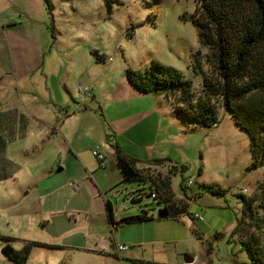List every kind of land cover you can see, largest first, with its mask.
<instances>
[{
  "label": "rangeland",
  "instance_id": "obj_1",
  "mask_svg": "<svg viewBox=\"0 0 264 264\" xmlns=\"http://www.w3.org/2000/svg\"><path fill=\"white\" fill-rule=\"evenodd\" d=\"M43 1L48 31L53 27L57 38L48 32L46 54L52 58L51 67H45L46 76L0 84L5 91L0 94V106L8 103L25 115H33L29 111L43 115V106L52 99L60 107L54 126L60 133L49 141L56 130L33 119L23 123L13 112L0 115V178H4L0 234L23 236L29 227L37 236L39 221L50 235L59 223L80 230L78 240L84 244L93 235L82 229L92 220V231L102 234L105 228L108 243L112 233L116 248L128 247L118 262L108 260L109 264H128V260L185 264V256L192 257L193 264H250L248 254L241 252L242 244L250 242L255 250L264 251L260 208L264 166L251 169L248 134L218 99L210 101L218 111L219 125L208 130L184 120L173 99L140 93L127 79V71L145 74L158 63L192 82L195 100L203 98L204 77L214 79L216 72L211 52L201 44L194 25L198 0ZM80 86L92 88L94 98L81 101ZM61 107L75 114L68 123ZM25 136L11 145L5 141ZM106 143L112 150L111 144H118L142 162L165 161L153 168L137 166L143 177H154L158 184L171 177V203L187 213L175 220H159L164 203L146 198L149 186L144 190L146 185L140 182H123L115 157L106 148L107 153L99 149ZM67 147L74 148L77 157ZM94 151L105 156L106 170L99 169ZM188 181L194 183L187 188ZM93 185L100 191L98 196ZM50 187L58 192L38 197L41 188ZM205 187L219 189L223 195L208 193ZM241 196L255 212H244ZM108 204L115 226L104 224ZM144 213L154 216L155 222L118 224ZM195 215L202 221H195ZM95 220L99 227L93 225ZM15 244L14 249L21 248ZM3 245L0 242V264H8Z\"/></svg>",
  "mask_w": 264,
  "mask_h": 264
},
{
  "label": "trees",
  "instance_id": "obj_2",
  "mask_svg": "<svg viewBox=\"0 0 264 264\" xmlns=\"http://www.w3.org/2000/svg\"><path fill=\"white\" fill-rule=\"evenodd\" d=\"M194 25L201 44L211 52L210 61L216 72L214 79L204 77L203 98L195 100L192 82L185 80L177 71L166 69L158 63H153L145 74L127 71V79L140 93L173 99V107L184 120L208 130L219 125L218 111L210 100H220L224 109L232 115L235 124L248 134L253 159L251 169L257 170L264 166V0H198ZM50 30L53 31V27ZM52 37L55 39L54 33ZM195 70L197 73V69ZM112 146L123 182H140L146 185L144 190L149 186L148 198L164 203L168 219L175 220L187 213L186 208H177L171 203V177H165L159 184L154 177H143L137 164L148 161L132 160L118 144ZM151 162L159 166L165 161L148 163ZM175 169L173 167L169 171ZM205 189L213 195L221 194L219 189ZM261 192L260 208L264 211V189ZM153 195L155 198H152ZM240 198L246 208L244 212L248 209L255 212L246 197ZM107 212L110 225L115 226L113 210L109 204ZM151 221L153 218L144 213L126 218L118 224L138 225ZM0 242L4 243L2 253L12 264H27L34 247L54 248L31 243L22 252H18L11 246L14 239L0 235ZM229 242L232 243L231 240ZM241 252L248 254L250 264H264V251L257 248L255 250L250 242L242 244ZM127 262L160 264L145 260Z\"/></svg>",
  "mask_w": 264,
  "mask_h": 264
},
{
  "label": "crops",
  "instance_id": "obj_3",
  "mask_svg": "<svg viewBox=\"0 0 264 264\" xmlns=\"http://www.w3.org/2000/svg\"><path fill=\"white\" fill-rule=\"evenodd\" d=\"M46 1V0H45ZM47 2V1H46ZM45 3L43 0H0V84L6 85L7 81H11L10 84H20L21 81H25L29 78H33L37 75H45V67H51L52 58L47 55L46 51V43L48 39V32L55 33L56 30L53 28V31H48V21L45 12ZM57 38L55 37V40ZM5 93L4 89H0V94ZM36 99V98H34ZM53 100L50 99V102H47V106H43L45 112L43 115H39L36 112H31L33 115H25L24 110L20 108H14L11 105L9 106L8 103H4L0 106V115H5L6 113H15V115L24 122L26 120L32 121H39L42 125L46 128H51L52 130H56L55 134L52 135V138L49 140L51 141L54 139V136H57L60 131H58L54 126L57 124V121L60 119L59 115L56 113L58 112L57 109H60L59 105H55ZM36 103V102H34ZM7 106L9 108H7ZM56 107V109H54ZM62 111L65 114L66 123L72 120L75 117V114H70L69 107H61ZM87 111V108H86ZM85 111V112H86ZM61 121V120H60ZM29 126V123H28ZM64 127L62 124L60 126ZM32 129V123H31ZM30 130V128H29ZM46 135V134H45ZM25 137H20L15 139V141H8L5 139L6 143L9 142L11 145L12 143H16L19 140L25 139ZM112 145V144H111ZM104 147L99 148L101 151L106 152V149L109 150L112 156L115 157V164H116V152L113 149H110L109 145L106 143L103 145ZM113 147V146H112ZM106 148V149H105ZM67 150L72 154V156L78 155L75 152L74 148L70 149L67 147ZM125 153V152H124ZM126 154V153H125ZM132 160L140 161L136 158H133L129 154H126ZM77 157V156H76ZM155 161V160H150ZM148 161V162H150ZM143 162V165L146 168H153L156 165L151 163ZM97 165L99 167L98 161ZM138 165V164H137ZM86 170L91 172L90 167L85 164ZM89 168V170H88ZM108 168V165H107ZM100 169V170H106ZM137 169H141L137 166ZM63 171V170H61ZM119 171V169H118ZM93 172V170H92ZM120 172V171H119ZM94 173V172H93ZM121 174V173H120ZM12 176H8V179H11ZM4 178H0V184H2V180ZM96 187V188H95ZM74 188V187H73ZM97 190V196L100 194V191L97 186L93 187ZM55 188H48L43 190L40 189V193L38 197H44L43 195H51L58 190H54ZM75 189V188H74ZM76 190V189H75ZM77 191V190H76ZM80 191V190H78ZM27 195H30L28 193ZM80 196L76 195V198L79 199ZM74 198V197H73ZM147 199L148 196H146ZM139 199V197H137ZM40 200V199H39ZM38 201V199L36 200ZM135 201V200H134ZM23 209L25 210V203H22ZM89 214L88 212H85ZM148 217L153 218V221L143 224H150L155 222V217L150 216L146 213ZM107 216V214H106ZM92 217V212L90 210L89 218ZM126 219V218H124ZM115 220V219H114ZM160 220V219H159ZM173 220V219H167ZM33 221V220H32ZM162 221V220H161ZM23 222H26L24 219ZM37 227V236L30 233V228H27L28 232H25L23 236H5L0 234L4 237H9L15 240L11 244L14 247V244L20 243L21 248H15L19 250L18 252H22L27 244L31 243H40L43 245L51 246L54 248H44V247H34L30 252V256L28 259L27 264H109L108 260H114L118 262L120 256L122 255L117 254L116 246L117 239L111 233L110 243L107 242V232L105 228L103 229L102 234L96 233L95 230L92 231V226L90 220L88 226L83 228L82 230H88L89 233L93 235V237H89L85 240V243L82 244L79 242V231L74 229V226L65 225L62 227L59 223L53 225L54 228L51 231V234H47L46 230L47 227L40 225L39 221H36ZM93 225H97V221H93ZM33 225L34 223L31 222ZM105 225L109 226V219L106 217V221L104 222ZM142 224V225H143ZM65 227H68L66 230ZM97 227H99L97 225ZM40 228V230H39ZM102 228V227H100ZM66 231L63 233V231ZM115 232L117 228L115 227ZM40 234V236L38 235ZM46 236V238H44ZM70 238V239H69ZM15 244V245H16ZM3 247V246H2ZM16 250V251H17ZM5 256V255H4ZM119 258V259H117ZM9 261V260H8ZM8 264H12L10 261Z\"/></svg>",
  "mask_w": 264,
  "mask_h": 264
},
{
  "label": "built area",
  "instance_id": "obj_4",
  "mask_svg": "<svg viewBox=\"0 0 264 264\" xmlns=\"http://www.w3.org/2000/svg\"><path fill=\"white\" fill-rule=\"evenodd\" d=\"M77 96L79 97V99L81 101H84L86 99H93L94 98V94H93V89L92 88H88V87H82L80 86L77 89ZM94 157L96 158V160L98 161L99 164V168L100 169H105L107 168V163H106V158L105 156L100 153L99 151H94L93 153ZM194 181H188L186 183V187H191L193 185ZM75 189H78V187L76 186V184L72 185ZM152 198H155V196L153 195ZM195 221H202V218L199 216L195 215ZM128 251V247H124V246H118L116 248V252L117 254L123 253V252H127Z\"/></svg>",
  "mask_w": 264,
  "mask_h": 264
},
{
  "label": "water",
  "instance_id": "obj_5",
  "mask_svg": "<svg viewBox=\"0 0 264 264\" xmlns=\"http://www.w3.org/2000/svg\"><path fill=\"white\" fill-rule=\"evenodd\" d=\"M158 218L160 220H167L169 218V215L165 210H162L159 212ZM193 263H194V259L192 257L185 256V264H193Z\"/></svg>",
  "mask_w": 264,
  "mask_h": 264
}]
</instances>
